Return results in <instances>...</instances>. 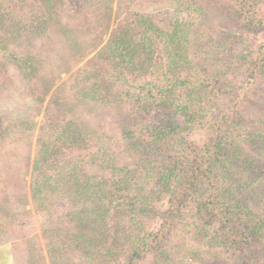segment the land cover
<instances>
[{"label": "rangeland", "instance_id": "374dc122", "mask_svg": "<svg viewBox=\"0 0 264 264\" xmlns=\"http://www.w3.org/2000/svg\"><path fill=\"white\" fill-rule=\"evenodd\" d=\"M258 1L260 25L244 30L227 0H0V248L5 252L0 260L57 264L55 249L62 246L57 240L67 238L72 247L62 252L69 259L64 264L127 263V244L106 261L76 248L77 215L87 201L73 196L66 182L69 174L79 182L90 177L105 193L117 170L127 167L133 181L154 189L153 178L144 176L150 156L124 144L130 135L147 141L140 123L166 119L149 91L157 95L172 84L174 105L188 107L196 104L190 103L191 92L202 97L194 126L186 130L178 118L182 129L169 137L171 142L201 147L216 137L264 136V0ZM137 16L167 34L176 32L170 52L186 46L191 63L168 71L161 45L150 33L155 41L150 60L146 46L126 37L122 54L110 53V38L122 27L135 39L144 34ZM158 160L148 166L151 171H160L161 163L167 167L162 154ZM154 191L159 192L149 204L159 214L140 221L156 233L167 196L158 198L160 190ZM258 192L248 200L250 207L264 201V188ZM196 207L191 197L183 200L163 247L181 264H233L230 250L216 244L217 224L199 221ZM58 220L64 222L61 228ZM258 246L254 260L264 262ZM155 260L148 253L134 264Z\"/></svg>", "mask_w": 264, "mask_h": 264}, {"label": "trees", "instance_id": "16d2710c", "mask_svg": "<svg viewBox=\"0 0 264 264\" xmlns=\"http://www.w3.org/2000/svg\"><path fill=\"white\" fill-rule=\"evenodd\" d=\"M258 2L227 0L228 7L237 16V22L242 29L251 30L260 25L256 16ZM136 19L144 34L135 39L129 29L122 27L119 30L122 37L115 33L110 38L107 46L110 53L122 54L121 50L126 48L123 37H126L146 46L150 50V60L153 55L152 48L157 40L161 45L160 53L165 57L168 71L172 72L182 64L185 66L191 63L187 57L186 46L179 50L174 49L175 53L170 52L169 48L176 43V32L173 35L167 34L147 18L137 16ZM147 33L152 34L156 38L155 41L152 37H147ZM147 68L148 65L142 73ZM164 90L158 89L160 92L157 95L149 91V97L153 98V102L163 108V111L166 110V119L156 124L140 123L143 127L142 134L146 135L147 141L143 136L130 135L129 139H124L128 149H139L144 155L150 156L144 162V176H151L155 181L154 189L156 187L160 190L158 198L167 196V208L159 215L162 220L160 230L156 233L148 232L140 221L141 217L154 212L149 202H152L153 196L159 191L145 190L138 184L139 181H133V177L125 172L127 167L117 170L118 177L112 183V189L105 193L103 189H96L92 178L79 182L75 173L69 174V181L66 183L74 190L71 194L80 195L87 201L85 210L81 209L77 215L81 230L73 237L76 248L82 246L87 255L101 257L106 261L108 258H115L114 252H118L119 248H123V244H127L130 253L126 264H134L137 259L148 253L155 255L154 264H181L167 253L163 244L176 227L174 221L181 213L183 200L191 197L197 206L195 217L205 224L212 219L217 224L214 239L216 244L226 246L230 250L233 264H264L254 260V249L258 244V248H263L264 253V244L259 240L264 238V201L259 199L255 202L256 208L250 207L248 203V200L258 196V189L264 188V136L247 132L248 137L244 141L216 137L201 147H195L183 140L171 142L169 137L176 135L177 129H182L179 128L178 118L183 119L184 129L188 130L194 126L193 120L201 114L196 105L202 104V97L199 98V93L193 91L191 94L195 95L190 103L196 104L191 107L174 105L176 95L172 91V84ZM245 148L250 151L243 152ZM161 154L166 159L167 167L161 163L160 171H151L148 166L158 165V157ZM222 181L227 185L220 187L224 185ZM153 214L159 213L156 211ZM63 225V221H57L58 228ZM110 226L115 227L114 236L110 235ZM57 241L62 244L60 249H55L59 254L55 255L57 264L69 262L62 252L67 251L68 246L72 247L67 244L71 240L64 238ZM97 249L99 251H95Z\"/></svg>", "mask_w": 264, "mask_h": 264}, {"label": "crops", "instance_id": "0c3cea01", "mask_svg": "<svg viewBox=\"0 0 264 264\" xmlns=\"http://www.w3.org/2000/svg\"><path fill=\"white\" fill-rule=\"evenodd\" d=\"M3 253H5L4 250L0 248V256L5 255ZM0 264H11V258L9 256L8 258L7 257L2 258V260H0Z\"/></svg>", "mask_w": 264, "mask_h": 264}]
</instances>
